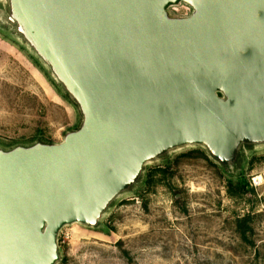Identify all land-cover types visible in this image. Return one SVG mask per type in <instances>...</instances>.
Segmentation results:
<instances>
[{
  "label": "water",
  "instance_id": "95a60500",
  "mask_svg": "<svg viewBox=\"0 0 264 264\" xmlns=\"http://www.w3.org/2000/svg\"><path fill=\"white\" fill-rule=\"evenodd\" d=\"M0 26L81 113L59 143L0 147V264H58L65 226L99 228L174 150L234 170L264 146V0H0Z\"/></svg>",
  "mask_w": 264,
  "mask_h": 264
},
{
  "label": "rangeland",
  "instance_id": "374dc122",
  "mask_svg": "<svg viewBox=\"0 0 264 264\" xmlns=\"http://www.w3.org/2000/svg\"><path fill=\"white\" fill-rule=\"evenodd\" d=\"M170 11L185 16L190 8ZM80 121L50 70L0 26V147L36 137L59 143ZM244 156L242 190L202 146L147 164L99 228L75 223L60 231L58 264H264V146Z\"/></svg>",
  "mask_w": 264,
  "mask_h": 264
},
{
  "label": "trees",
  "instance_id": "16d2710c",
  "mask_svg": "<svg viewBox=\"0 0 264 264\" xmlns=\"http://www.w3.org/2000/svg\"><path fill=\"white\" fill-rule=\"evenodd\" d=\"M190 12H191V9H190ZM189 14H190V13H189ZM64 93H65V92H64ZM65 96L69 99L70 102H72L74 105H76V104L71 100V98L69 97V95H68L67 93H65ZM76 107L78 108L77 105H76ZM78 111H79V108H78ZM79 113H80V111H79ZM80 116H81V113H80ZM80 122H81V121H80ZM77 128H78V127H77ZM37 140H41V141H44V142H49V143H51L50 141H45V140L42 139L41 137H36V138L33 139L32 141H30L29 144H31V143H33V142H35V141H37ZM17 144H19V143L13 144V145L9 146V148H10V147H13V146H15V145H17ZM244 162H245V156L243 155V157L240 159V161H239V165H238V167H237L236 169H234V170L226 169L225 167L222 166V167H223V170H225L227 173L236 176L237 181H236V186H235V188H236L237 190H242V189H244V187L247 185V184H246L247 182L245 181V178H244V168H243ZM244 225H245V224H243V226H241V227H242L243 230H246V228L244 227ZM242 233H244V232H242ZM244 239L246 240L247 238L244 237Z\"/></svg>",
  "mask_w": 264,
  "mask_h": 264
},
{
  "label": "bare ground",
  "instance_id": "6f19581e",
  "mask_svg": "<svg viewBox=\"0 0 264 264\" xmlns=\"http://www.w3.org/2000/svg\"><path fill=\"white\" fill-rule=\"evenodd\" d=\"M255 181L259 184V183H262V178L261 177H256L255 178Z\"/></svg>",
  "mask_w": 264,
  "mask_h": 264
}]
</instances>
